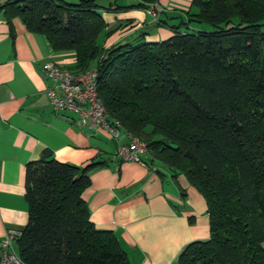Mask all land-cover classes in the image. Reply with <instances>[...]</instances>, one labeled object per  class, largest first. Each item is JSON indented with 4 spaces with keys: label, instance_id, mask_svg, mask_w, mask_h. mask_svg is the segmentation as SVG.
<instances>
[{
    "label": "trees",
    "instance_id": "obj_1",
    "mask_svg": "<svg viewBox=\"0 0 264 264\" xmlns=\"http://www.w3.org/2000/svg\"><path fill=\"white\" fill-rule=\"evenodd\" d=\"M101 8L97 0L0 2L8 22L18 16L52 49L73 50L69 70L96 67L110 118L203 195L210 235L186 243L175 264H264V0H192L183 29L170 24L161 41L108 48ZM101 163L61 161L49 148L26 163L28 220L15 247L27 264H128L82 197Z\"/></svg>",
    "mask_w": 264,
    "mask_h": 264
},
{
    "label": "crops",
    "instance_id": "obj_2",
    "mask_svg": "<svg viewBox=\"0 0 264 264\" xmlns=\"http://www.w3.org/2000/svg\"><path fill=\"white\" fill-rule=\"evenodd\" d=\"M97 1L106 22L99 40L108 48L161 41L172 34L170 24L183 29L180 21L187 19L192 0H155L147 7L154 15L134 5L139 0ZM48 59L67 66L75 55L52 49L18 16L8 22L0 13V241L8 228L27 223L26 163L49 148L61 161L102 162L89 170L82 197L94 225L117 235L128 264H175L186 243L210 235L203 195L184 174L173 175L146 153L143 162L121 159L108 132L91 129L76 112L54 110L46 94L50 80L41 71ZM118 141H127L123 127Z\"/></svg>",
    "mask_w": 264,
    "mask_h": 264
},
{
    "label": "built area",
    "instance_id": "obj_3",
    "mask_svg": "<svg viewBox=\"0 0 264 264\" xmlns=\"http://www.w3.org/2000/svg\"><path fill=\"white\" fill-rule=\"evenodd\" d=\"M147 11L154 15L153 8ZM41 71L50 80L46 94L54 110H69L79 114L80 121L91 129H102L117 140L116 153L121 159L143 162L141 155L146 152V142L126 130L127 141H118L122 123L118 118H110L108 111L97 93L98 70L91 66L74 73L65 65L51 59L43 62ZM22 229L8 228L0 241V264H27L18 254L15 240Z\"/></svg>",
    "mask_w": 264,
    "mask_h": 264
}]
</instances>
